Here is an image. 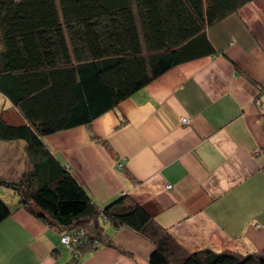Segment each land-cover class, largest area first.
I'll return each instance as SVG.
<instances>
[{
	"label": "crops",
	"instance_id": "0c3cea01",
	"mask_svg": "<svg viewBox=\"0 0 264 264\" xmlns=\"http://www.w3.org/2000/svg\"><path fill=\"white\" fill-rule=\"evenodd\" d=\"M206 31L217 53L171 68L90 126L44 142L98 206L126 194L188 253L247 254L264 249V0ZM0 196L17 205L11 190ZM104 234L113 246L74 258L56 228L18 206L0 223V264H149L153 247L134 230L108 223Z\"/></svg>",
	"mask_w": 264,
	"mask_h": 264
},
{
	"label": "trees",
	"instance_id": "16d2710c",
	"mask_svg": "<svg viewBox=\"0 0 264 264\" xmlns=\"http://www.w3.org/2000/svg\"><path fill=\"white\" fill-rule=\"evenodd\" d=\"M250 1L0 0V94L15 110L0 113V142L23 143L29 165L17 178L0 176L18 199L14 207L0 196V223L22 207L68 236L74 258L113 246L110 223L151 243L149 264H264V249L186 252L126 194L98 206L44 142L90 126L171 68L217 53L206 30Z\"/></svg>",
	"mask_w": 264,
	"mask_h": 264
},
{
	"label": "rangeland",
	"instance_id": "374dc122",
	"mask_svg": "<svg viewBox=\"0 0 264 264\" xmlns=\"http://www.w3.org/2000/svg\"><path fill=\"white\" fill-rule=\"evenodd\" d=\"M13 111L15 110L12 108L11 103L0 94V113L2 112L3 116H6L8 113V117H13ZM28 166L27 158L21 146H17V143L0 142V172L2 174H5L7 170L10 171V173L6 175L12 172L21 173L24 172ZM3 190L6 189L3 188ZM4 194H7L6 191H4ZM8 198L12 199V197L9 196ZM70 245L71 243L69 246Z\"/></svg>",
	"mask_w": 264,
	"mask_h": 264
},
{
	"label": "built area",
	"instance_id": "2783aa9c",
	"mask_svg": "<svg viewBox=\"0 0 264 264\" xmlns=\"http://www.w3.org/2000/svg\"><path fill=\"white\" fill-rule=\"evenodd\" d=\"M181 121H182V123L186 124V123H188V118L187 117H182ZM119 165L122 166V163H120ZM168 187H170V186H168ZM60 240H61V243L65 247L69 246V244L71 243L70 242V238L68 236H66V235H63V234H61Z\"/></svg>",
	"mask_w": 264,
	"mask_h": 264
}]
</instances>
